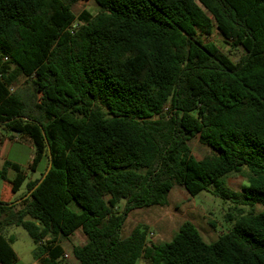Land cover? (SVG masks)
Returning a JSON list of instances; mask_svg holds the SVG:
<instances>
[{
    "label": "trees",
    "instance_id": "obj_1",
    "mask_svg": "<svg viewBox=\"0 0 264 264\" xmlns=\"http://www.w3.org/2000/svg\"><path fill=\"white\" fill-rule=\"evenodd\" d=\"M79 1L0 0V130L27 137L41 167L28 181L0 168V264L17 258L11 226L39 264H61L60 239L78 229V264H264V0H93L95 14L76 15ZM214 32L244 53L233 60ZM242 170L230 191L223 179ZM175 184L249 209L210 243L190 221L157 244L139 225L122 235L130 211L165 204Z\"/></svg>",
    "mask_w": 264,
    "mask_h": 264
},
{
    "label": "rangeland",
    "instance_id": "obj_2",
    "mask_svg": "<svg viewBox=\"0 0 264 264\" xmlns=\"http://www.w3.org/2000/svg\"><path fill=\"white\" fill-rule=\"evenodd\" d=\"M82 10H89L92 14H95L98 8L93 0H80L73 6V12L78 15ZM213 38L220 49L233 60H237L244 53L240 46L232 47L225 43L217 32H214ZM19 82H22V79ZM188 145L197 159H201L209 153V148L202 144L197 136L191 138ZM15 148L20 149L21 153L14 156L23 164L29 148L25 143L19 142L14 143ZM1 165L2 161L0 160V168ZM28 175L30 176L31 172ZM246 183V170L229 174L223 179L224 186L233 192H241L242 186ZM6 184V182L0 180V199L6 195ZM25 191L26 181L19 189L18 197L24 194ZM69 206L75 211L80 210L74 202H71ZM122 207L123 202L118 205V210H121ZM254 208L260 211L264 207L257 204ZM238 209L246 212L249 207L236 205L229 200L222 199L220 196L215 195L212 189L202 191L192 197L183 186L175 184L166 196L165 204L130 211L124 221L122 235L127 236L133 228L139 225L146 230L147 242L157 244L170 240L184 221H190L196 226L203 240L210 243L231 228L238 216ZM5 234L13 237L11 246L17 257L13 264H39L38 260L34 259L32 255L35 244L22 227H7ZM60 240L64 253L68 255L62 257L61 264H78L77 259L73 256L72 248L75 245L84 244L86 242L85 235L78 229L68 239L61 238ZM137 264H142L141 260H138Z\"/></svg>",
    "mask_w": 264,
    "mask_h": 264
},
{
    "label": "crops",
    "instance_id": "obj_3",
    "mask_svg": "<svg viewBox=\"0 0 264 264\" xmlns=\"http://www.w3.org/2000/svg\"><path fill=\"white\" fill-rule=\"evenodd\" d=\"M0 160L2 161V164L5 160H9L11 162L17 163L21 166L26 171L27 174V180H33L39 175V169L41 168L40 165L36 166L34 170L30 169V164L33 160L34 157V148L30 142V140L27 137L19 136L15 138H9V133L5 132L4 130H0ZM19 142V143H25L29 150L27 151V156L25 158V162L23 164L20 163L18 158H16L14 155H19L21 153L20 149L15 148L14 149V143ZM12 154V155H11ZM2 167V165H1ZM29 172H31V175L29 176ZM8 177L13 178L15 173L12 170L8 171ZM18 193V192H17ZM14 194L12 197L9 199H14L18 197V195ZM63 247V246H62ZM64 249V248H63Z\"/></svg>",
    "mask_w": 264,
    "mask_h": 264
},
{
    "label": "water",
    "instance_id": "obj_4",
    "mask_svg": "<svg viewBox=\"0 0 264 264\" xmlns=\"http://www.w3.org/2000/svg\"><path fill=\"white\" fill-rule=\"evenodd\" d=\"M42 133H43V135H45V133H44V130L42 129ZM50 154V153H49ZM50 168H51V162H49V164H48V166H47V168H46V170L44 171V173L42 174V176L40 177V179L38 180V182H37V184L34 186V188L43 180V178L46 176V174H47V172L50 170Z\"/></svg>",
    "mask_w": 264,
    "mask_h": 264
},
{
    "label": "built area",
    "instance_id": "obj_5",
    "mask_svg": "<svg viewBox=\"0 0 264 264\" xmlns=\"http://www.w3.org/2000/svg\"><path fill=\"white\" fill-rule=\"evenodd\" d=\"M63 256L67 257L68 255L66 253H64Z\"/></svg>",
    "mask_w": 264,
    "mask_h": 264
}]
</instances>
